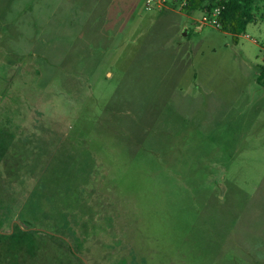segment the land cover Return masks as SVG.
<instances>
[{
	"label": "rangeland",
	"instance_id": "rangeland-1",
	"mask_svg": "<svg viewBox=\"0 0 264 264\" xmlns=\"http://www.w3.org/2000/svg\"><path fill=\"white\" fill-rule=\"evenodd\" d=\"M147 1L0 0V264H264V0Z\"/></svg>",
	"mask_w": 264,
	"mask_h": 264
},
{
	"label": "trees",
	"instance_id": "trees-1",
	"mask_svg": "<svg viewBox=\"0 0 264 264\" xmlns=\"http://www.w3.org/2000/svg\"><path fill=\"white\" fill-rule=\"evenodd\" d=\"M257 1L259 0H186L184 11L186 14L203 10L210 12L220 7L221 13L217 17L219 30L235 40L252 22V12ZM257 82L264 86V66L260 67Z\"/></svg>",
	"mask_w": 264,
	"mask_h": 264
},
{
	"label": "built area",
	"instance_id": "built-area-1",
	"mask_svg": "<svg viewBox=\"0 0 264 264\" xmlns=\"http://www.w3.org/2000/svg\"><path fill=\"white\" fill-rule=\"evenodd\" d=\"M150 1L151 0H148L147 2H150ZM220 13H221V8L220 7L215 8L212 12V18H209V23L215 27H219L217 17L220 15Z\"/></svg>",
	"mask_w": 264,
	"mask_h": 264
},
{
	"label": "crops",
	"instance_id": "crops-1",
	"mask_svg": "<svg viewBox=\"0 0 264 264\" xmlns=\"http://www.w3.org/2000/svg\"><path fill=\"white\" fill-rule=\"evenodd\" d=\"M252 15H253V12H252ZM254 16V15H253ZM253 19H254V17H253ZM253 21V20H252Z\"/></svg>",
	"mask_w": 264,
	"mask_h": 264
}]
</instances>
